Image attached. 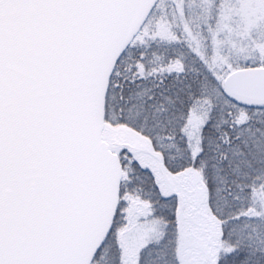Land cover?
I'll list each match as a JSON object with an SVG mask.
<instances>
[{"label": "snow or ice", "instance_id": "snow-or-ice-1", "mask_svg": "<svg viewBox=\"0 0 264 264\" xmlns=\"http://www.w3.org/2000/svg\"><path fill=\"white\" fill-rule=\"evenodd\" d=\"M0 264H264V0H0Z\"/></svg>", "mask_w": 264, "mask_h": 264}]
</instances>
